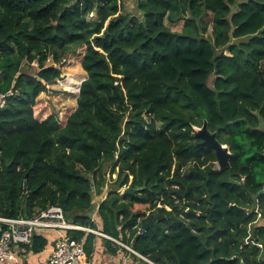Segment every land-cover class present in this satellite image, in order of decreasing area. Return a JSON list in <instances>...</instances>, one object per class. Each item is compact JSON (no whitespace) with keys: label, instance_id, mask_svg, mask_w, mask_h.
I'll list each match as a JSON object with an SVG mask.
<instances>
[{"label":"trees","instance_id":"obj_1","mask_svg":"<svg viewBox=\"0 0 264 264\" xmlns=\"http://www.w3.org/2000/svg\"><path fill=\"white\" fill-rule=\"evenodd\" d=\"M137 10L0 0V94L12 93L0 108V218L58 206L95 230L96 211L101 233L126 246L108 249L134 264H264V0H137ZM182 20L180 32L166 24ZM81 50L76 110L64 124L39 119L55 65ZM205 123L229 148L224 168L195 136ZM108 169L117 178L97 206ZM66 234L94 251V234ZM47 244L38 234L26 249Z\"/></svg>","mask_w":264,"mask_h":264},{"label":"built area","instance_id":"obj_2","mask_svg":"<svg viewBox=\"0 0 264 264\" xmlns=\"http://www.w3.org/2000/svg\"><path fill=\"white\" fill-rule=\"evenodd\" d=\"M10 96L12 93L0 94V108L6 106ZM43 230H55L60 233L59 238L54 242L48 264L87 263L85 239L75 240L66 234L67 230H81L86 233L102 235L90 228L81 227L68 221L63 209L58 206L42 211L33 219L0 218V264H21L20 260L24 257L26 248L32 245L34 236ZM140 232L143 230L140 229ZM128 249L134 252L131 248Z\"/></svg>","mask_w":264,"mask_h":264},{"label":"rangeland","instance_id":"obj_3","mask_svg":"<svg viewBox=\"0 0 264 264\" xmlns=\"http://www.w3.org/2000/svg\"><path fill=\"white\" fill-rule=\"evenodd\" d=\"M121 10L123 13L138 14L137 0H120ZM212 17L206 18V21H210ZM166 24L171 27L173 31L180 32L184 27L185 22L182 20L175 24ZM84 50L77 53L71 54L66 61L60 65L53 64L50 59L46 65H55L56 68L62 71L60 80H56L47 85V90L42 93L37 99V105L35 107V115L39 119H46L50 115H55L61 123H65L68 117L74 113L78 106V97L80 92V86L82 82L87 78V73L82 68V60L84 57ZM38 67V63L34 62L33 65L24 67L27 73L34 74ZM215 76L211 78L209 85L213 86V80ZM75 80L77 83H72ZM201 128L196 127L195 130L198 132ZM219 168V165L217 164ZM107 183L105 190L109 188L111 183L117 178V175H111L110 169L107 171ZM123 190L121 191V195ZM149 214V212H147ZM129 248V247H128ZM145 259V258H144ZM147 261V259H145Z\"/></svg>","mask_w":264,"mask_h":264},{"label":"crops","instance_id":"obj_4","mask_svg":"<svg viewBox=\"0 0 264 264\" xmlns=\"http://www.w3.org/2000/svg\"><path fill=\"white\" fill-rule=\"evenodd\" d=\"M108 195H109L108 190H105L102 196L100 197L97 196L96 197L97 206H99V204L105 201ZM96 215H97L96 211H93V213L89 214V216H91L92 219L94 220L96 219L97 221L96 224L98 226V229H95L94 231L101 233L100 220L96 217ZM121 231L122 230L120 229V232ZM39 234L44 235V237L48 240V244L46 248L44 249V251L41 252H32L26 249V253L24 254V257L21 258L20 260L21 264H48V261L50 259L54 247V242L56 241L57 238H59L60 233L55 230H43ZM88 234H94L96 238L94 240V251L90 254V256L87 257L86 264H134L133 263L134 261L131 258V256H129V254L122 252V250H119L116 253H112L111 250L108 249V246L105 243V240H109L113 243L122 246L121 238L120 240H116L115 238L103 233L101 234L104 236L95 233H88ZM111 247L113 248L115 246L112 245Z\"/></svg>","mask_w":264,"mask_h":264},{"label":"water","instance_id":"obj_5","mask_svg":"<svg viewBox=\"0 0 264 264\" xmlns=\"http://www.w3.org/2000/svg\"><path fill=\"white\" fill-rule=\"evenodd\" d=\"M196 138H199L202 140L201 146L207 147L211 150H213L216 153L217 159H218V165L219 168H224L228 165L229 159H230V152L229 148L225 145H222L218 140L217 136L215 134H211L208 131L207 124L205 123L203 128L200 129L198 132H196ZM123 194H129V195H135L136 190L134 189L133 185H131L128 189H125L123 191ZM153 223H149L144 225L143 229L147 231L152 227Z\"/></svg>","mask_w":264,"mask_h":264}]
</instances>
